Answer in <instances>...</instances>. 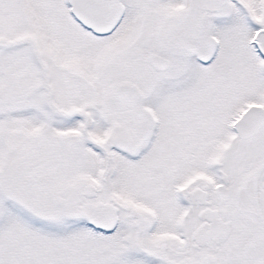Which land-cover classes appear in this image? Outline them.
<instances>
[{
  "label": "snow or ice",
  "instance_id": "obj_1",
  "mask_svg": "<svg viewBox=\"0 0 264 264\" xmlns=\"http://www.w3.org/2000/svg\"><path fill=\"white\" fill-rule=\"evenodd\" d=\"M0 264H264V0H0Z\"/></svg>",
  "mask_w": 264,
  "mask_h": 264
}]
</instances>
